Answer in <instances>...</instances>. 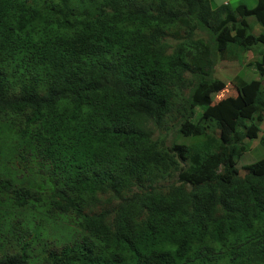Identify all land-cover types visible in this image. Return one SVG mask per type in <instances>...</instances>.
Instances as JSON below:
<instances>
[{"label": "trees", "instance_id": "1", "mask_svg": "<svg viewBox=\"0 0 264 264\" xmlns=\"http://www.w3.org/2000/svg\"><path fill=\"white\" fill-rule=\"evenodd\" d=\"M231 44L264 45V0H0V264H264V157L235 167L264 86L213 76Z\"/></svg>", "mask_w": 264, "mask_h": 264}, {"label": "rangeland", "instance_id": "2", "mask_svg": "<svg viewBox=\"0 0 264 264\" xmlns=\"http://www.w3.org/2000/svg\"><path fill=\"white\" fill-rule=\"evenodd\" d=\"M257 0H212V4L218 6L221 4H228L230 7L234 8L235 6H237L240 3L246 4L248 7H253L255 6ZM250 21H253L252 17H249ZM256 24V23H255ZM255 29L252 30V33L256 31L257 27L259 29H263L259 24H257V26L255 27V25L253 26ZM173 43H175L176 41H172ZM257 47H264V45L261 46H257ZM230 50V52H227L226 55L229 56H235L237 54L236 59L234 60H218L215 64V73L214 76L224 80L225 82H228L229 80H231V78H233V76L236 75V73H238L244 80L249 81L252 79H257L259 78V74L255 68L254 63L252 64L251 68L247 65V63L249 61H256L258 59H254L253 57L256 55L257 53V49L254 46H251L248 49V51L246 50H242L240 46H237L235 44H231L228 48ZM240 57V58H239ZM247 59H250L247 62ZM217 60V59H216ZM229 88H231V86H227V89H225L223 92H218L215 93L213 98L214 102H219L220 98L223 97H227L229 96L230 98L233 97V99L228 102V103H233L234 101V95L236 94L235 92V88H234V92H231L232 89L229 90ZM229 90V91H228ZM228 97V98H229ZM239 106V103H234L233 105H228L227 109H225V107H223V113H230L232 111H235V109ZM196 112L199 114L200 111L199 109L196 110ZM209 123H212L210 121H208ZM231 122V121H230ZM264 123V122H263ZM171 124V123H169ZM168 126V125H165ZM213 128V129H212ZM211 130L213 132L214 135H218V129L212 127ZM263 129H264V124H261V131L258 132V137L256 139L250 140L249 141V149L244 152L243 154H241L240 157H238L236 159V169L239 171L240 175H243L244 170L241 168L242 166L252 163V162H256V161H260L263 157H264V147L261 145L259 138L260 136L263 134ZM158 135L160 137V139H162L167 145L170 144L171 141H173L174 138H176L177 141H184L186 143H193L194 142H198V141H202L203 137L198 136V137H182L181 135H179L176 131L174 127H170L168 126V129H165L164 127H162L160 130H158ZM6 174H8L10 171H3ZM175 175H173L171 178H166L164 181L162 180L163 184H168L172 181L175 180ZM20 212V210H17L13 207V205L9 204L8 201H4V199H2V201L0 202V229L3 231H8L9 230V222H7L6 220L11 219L12 217H16V218H21L22 216L18 215V213ZM29 214V215H28ZM28 214H26V216L28 217L27 220L25 221V224L23 225L25 227V225H30V224H34V222L32 221H28L30 219V212H28ZM41 220L42 218H40V222L39 224H37V228H38V232H39V237L40 239L42 238H47L49 240H65L67 241V238L65 236V232L62 229V226H73L72 222H64L62 221V219L54 216V218H52L51 221H49L48 223L46 221H43V225H41ZM57 222V223H56ZM60 224V225H59ZM73 228V227H72ZM24 230V229H23ZM11 233H8V235H10ZM68 236H71L70 233L67 234ZM42 236V238H41ZM37 251V249H36Z\"/></svg>", "mask_w": 264, "mask_h": 264}, {"label": "clouds", "instance_id": "3", "mask_svg": "<svg viewBox=\"0 0 264 264\" xmlns=\"http://www.w3.org/2000/svg\"><path fill=\"white\" fill-rule=\"evenodd\" d=\"M256 26L257 25V23L255 24V23H253V25L251 26L252 28V30H254L255 28L253 27V26ZM262 31V30H261ZM255 32H253V34H254ZM260 33V32H259ZM258 33V34H259ZM255 35H257V34H255ZM256 49H257V53H256V55L253 57L254 59H260V57H261V55L259 54V49H263L264 50V47H257V46H254ZM246 51H248V50H246ZM250 59H247V62L249 61ZM257 61V60H256ZM254 61L252 60V61H249L248 63H247V65L251 68V66H252V64L251 63H253ZM216 64V63H215ZM214 73H215V66H214ZM239 73V72H238ZM238 73H236V75L235 76H238L239 74ZM213 76H214V74H213ZM235 76H233V78L235 77ZM260 76V75H259ZM215 78H218V77H216V76H214ZM233 78H231V79H233ZM242 78V77H241ZM218 79H220V78H218ZM220 80H222V79H220ZM254 80H260L261 82H262V85L264 86V77L263 78H261V77H259V78H257V79H254ZM222 81H224V80H222ZM225 82V81H224ZM228 82H230V80L228 81ZM228 82H225V83H228ZM213 96H214V94H213ZM200 111V110H199ZM201 112V111H200ZM264 122V120L260 123V130L259 131H261V124H264L263 123ZM218 132H219V130H218ZM263 132H264V129H263ZM261 137V136H260ZM256 139V138H255ZM244 141H247L246 139H244ZM260 141V140H259ZM184 142V141H183ZM249 147H250V145H249ZM236 160V159H235ZM236 166V165H235ZM243 167V166H242ZM241 167V168H242ZM243 169V168H242Z\"/></svg>", "mask_w": 264, "mask_h": 264}, {"label": "crops", "instance_id": "4", "mask_svg": "<svg viewBox=\"0 0 264 264\" xmlns=\"http://www.w3.org/2000/svg\"><path fill=\"white\" fill-rule=\"evenodd\" d=\"M256 26H257V25H256ZM256 26H255V27H256ZM261 30H262V29H259V28L257 27V29H256V31H255L254 34H258L259 32H261Z\"/></svg>", "mask_w": 264, "mask_h": 264}]
</instances>
